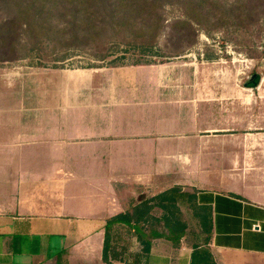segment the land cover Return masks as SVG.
I'll return each instance as SVG.
<instances>
[{"label": "crops", "instance_id": "0c3cea01", "mask_svg": "<svg viewBox=\"0 0 264 264\" xmlns=\"http://www.w3.org/2000/svg\"><path fill=\"white\" fill-rule=\"evenodd\" d=\"M132 67L0 68V264H104L107 221L146 212L179 240L111 264H190L194 247L264 264V116L193 109Z\"/></svg>", "mask_w": 264, "mask_h": 264}, {"label": "rangeland", "instance_id": "374dc122", "mask_svg": "<svg viewBox=\"0 0 264 264\" xmlns=\"http://www.w3.org/2000/svg\"><path fill=\"white\" fill-rule=\"evenodd\" d=\"M158 7L155 12L163 20L159 31L136 18L133 29L76 45L58 40L56 48L20 35L15 52L4 56L9 61L0 62V68L45 65L84 73L150 67L160 76L162 96L174 91L193 109L201 101L212 113L221 107L223 116L234 110L239 122L264 116V0H168ZM143 24L150 31L142 30ZM253 74L260 76L259 86L245 89ZM154 227L164 232L161 223ZM134 236L126 228L116 229L115 251L125 246L142 250Z\"/></svg>", "mask_w": 264, "mask_h": 264}, {"label": "trees", "instance_id": "16d2710c", "mask_svg": "<svg viewBox=\"0 0 264 264\" xmlns=\"http://www.w3.org/2000/svg\"><path fill=\"white\" fill-rule=\"evenodd\" d=\"M166 1L168 0H0V62L9 61L4 56L15 52V42H18L20 35H24L29 41L38 40L41 47L54 43L53 48H56L58 40L76 45L80 41L95 40L102 35L111 37L121 28L133 29L136 18L151 22L152 28L159 31L163 24L162 14L156 13L155 8ZM141 29L150 31L145 24ZM132 220L130 215L121 214L107 221L102 250L104 264L117 260L118 255L112 246V234L117 226L133 229L145 253L149 252L150 239L165 237L167 240H179L181 235L180 231L171 228L167 235L153 231L152 225L147 224V212L137 215L135 221ZM55 264H64L60 256ZM190 264L216 263L208 248L194 247Z\"/></svg>", "mask_w": 264, "mask_h": 264}, {"label": "water", "instance_id": "95a60500", "mask_svg": "<svg viewBox=\"0 0 264 264\" xmlns=\"http://www.w3.org/2000/svg\"><path fill=\"white\" fill-rule=\"evenodd\" d=\"M260 76L257 74L251 75L247 83L244 84L245 89H254L257 88L260 84Z\"/></svg>", "mask_w": 264, "mask_h": 264}]
</instances>
